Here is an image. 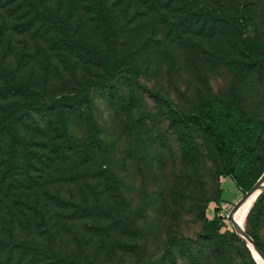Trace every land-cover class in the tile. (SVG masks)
Listing matches in <instances>:
<instances>
[{"label":"rangeland","instance_id":"374dc122","mask_svg":"<svg viewBox=\"0 0 264 264\" xmlns=\"http://www.w3.org/2000/svg\"><path fill=\"white\" fill-rule=\"evenodd\" d=\"M36 1L52 14L69 13L72 35L105 48L97 0ZM105 3L117 60L127 70L119 76L56 43V26L35 16L29 0H0V73L5 69L47 103L77 94L94 73L106 83L69 114L76 149L39 163L29 181L24 175L10 192H23L21 198L0 194V239L90 264H258L227 218L246 192L225 175L202 128L172 121L151 93L184 114L230 99L251 121H264V0ZM4 80L0 75V86ZM26 99L0 92V116ZM51 121L48 113L30 112L17 134L41 146L58 143ZM216 212L217 227L204 234ZM243 229L264 252V187ZM18 258L43 264L47 255L27 248L15 251Z\"/></svg>","mask_w":264,"mask_h":264},{"label":"trees","instance_id":"16d2710c","mask_svg":"<svg viewBox=\"0 0 264 264\" xmlns=\"http://www.w3.org/2000/svg\"><path fill=\"white\" fill-rule=\"evenodd\" d=\"M29 1L35 16L49 20L56 26L58 33L53 36V40L60 46L86 55L106 73L119 76L127 71L120 67L117 60L115 37L105 0L96 1L99 26L105 42L104 49L70 33L69 13L63 16L52 14L36 3V0ZM4 70L0 73L5 79L0 86V92L22 97L25 95L27 99L16 109L0 116V194L8 198H21L19 196L23 192H14L12 195L10 192L17 187V183L21 185L25 176V180L29 181V173L34 167L39 163L44 165L48 164V161L54 162L58 155L64 159L67 152L76 149V140L68 133L69 114L78 108L82 97H85L90 89L96 85L105 86L106 83L101 81L102 75L94 73L80 84L77 94L59 96L47 103L27 93L28 89L24 84ZM151 95L163 103L172 121L195 124L202 128L223 164L225 175L231 178L239 189L247 192L252 187L253 182L264 170V138L260 140V135L264 132V121H251L242 113L239 105L230 99H216L215 103L205 102L197 114H184L157 93L152 92ZM30 112L48 113L52 118L51 123H54L57 138H61L60 142L41 146L39 141L33 138L19 136L16 126L24 123ZM219 218L216 212L204 225V234H207L209 227H217ZM95 226L99 227L97 223ZM252 239L262 250L258 237L255 235ZM17 242V239L12 242L0 239V264H20L22 258L13 261L15 251L20 250L23 253L27 248H31L35 255L46 254L47 259H43V264H90L88 259L80 255L56 251L50 247L43 248L32 242L24 244V241H20L18 246ZM3 250L6 253H3Z\"/></svg>","mask_w":264,"mask_h":264},{"label":"water","instance_id":"95a60500","mask_svg":"<svg viewBox=\"0 0 264 264\" xmlns=\"http://www.w3.org/2000/svg\"><path fill=\"white\" fill-rule=\"evenodd\" d=\"M264 174V173H263ZM263 176V175H262ZM262 176L258 179V181L245 193L243 197H241L235 205L232 207L230 212L228 213L227 217H230L231 214L236 209L237 205L247 196H249L252 192H254L256 189L261 190L262 187H264V179L262 180ZM231 225L235 231V233L240 237L242 242L245 244V247L251 252L254 250L263 260H264V252L258 248L253 240L245 233V231L236 223L234 220H230Z\"/></svg>","mask_w":264,"mask_h":264},{"label":"bare ground","instance_id":"6f19581e","mask_svg":"<svg viewBox=\"0 0 264 264\" xmlns=\"http://www.w3.org/2000/svg\"><path fill=\"white\" fill-rule=\"evenodd\" d=\"M264 179V174L262 176V180ZM260 193L259 189H256L254 192H252L249 196L245 197L236 207L234 212L231 214L230 217H227L230 224V220H234L238 225L243 229V222L246 219L247 213L249 211V208L252 204V202L258 197ZM244 230V229H243ZM252 255L254 256L255 260L258 264H264V260L254 251H251Z\"/></svg>","mask_w":264,"mask_h":264}]
</instances>
